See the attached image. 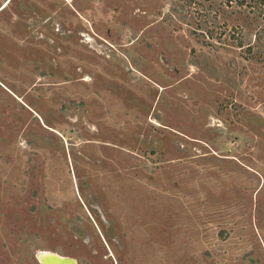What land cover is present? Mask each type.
<instances>
[{
  "label": "rangeland",
  "instance_id": "rangeland-1",
  "mask_svg": "<svg viewBox=\"0 0 264 264\" xmlns=\"http://www.w3.org/2000/svg\"><path fill=\"white\" fill-rule=\"evenodd\" d=\"M176 4L0 0V264H264V21Z\"/></svg>",
  "mask_w": 264,
  "mask_h": 264
},
{
  "label": "trees",
  "instance_id": "trees-1",
  "mask_svg": "<svg viewBox=\"0 0 264 264\" xmlns=\"http://www.w3.org/2000/svg\"><path fill=\"white\" fill-rule=\"evenodd\" d=\"M180 3L175 13L185 11L187 14H193L196 19L195 32L202 35L205 44H212L211 40L215 38L220 44L226 41L227 28L229 21L237 22L239 18L247 22L258 23L264 21V0H174ZM176 4V5H177ZM245 23L233 25V33L230 39H234L238 47H243L244 43L239 37H235L236 32L241 33V26ZM215 28H223L219 36L215 37ZM207 38V39H205ZM250 48V47H249Z\"/></svg>",
  "mask_w": 264,
  "mask_h": 264
},
{
  "label": "bare ground",
  "instance_id": "bare-ground-1",
  "mask_svg": "<svg viewBox=\"0 0 264 264\" xmlns=\"http://www.w3.org/2000/svg\"><path fill=\"white\" fill-rule=\"evenodd\" d=\"M38 256L43 264H77V262L72 258L59 256L50 252H40ZM52 259H55V261L51 262Z\"/></svg>",
  "mask_w": 264,
  "mask_h": 264
},
{
  "label": "water",
  "instance_id": "water-1",
  "mask_svg": "<svg viewBox=\"0 0 264 264\" xmlns=\"http://www.w3.org/2000/svg\"><path fill=\"white\" fill-rule=\"evenodd\" d=\"M37 260L40 264H43V262L41 261V259L39 258V256L37 255ZM55 261V259H52L51 262Z\"/></svg>",
  "mask_w": 264,
  "mask_h": 264
}]
</instances>
